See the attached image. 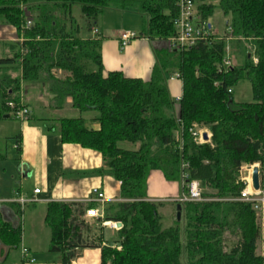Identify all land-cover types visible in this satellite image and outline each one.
Instances as JSON below:
<instances>
[{"label": "trees", "instance_id": "1", "mask_svg": "<svg viewBox=\"0 0 264 264\" xmlns=\"http://www.w3.org/2000/svg\"><path fill=\"white\" fill-rule=\"evenodd\" d=\"M75 6L89 27L108 8L137 12L144 20L138 37L158 42L175 36L178 9L175 0H48L33 5L0 0V25L13 26L23 39L5 44L11 55L0 59V120L10 115L7 103L21 91L49 95L52 111L63 110L72 99L80 116L42 118L46 131L57 129L63 144L99 153L106 172L121 183V201L109 204L105 216V221L123 225L117 241L121 249H102V264H264V256L256 254V214L251 204L233 200L244 189L243 166L260 165L264 191V0H219L217 7L202 3L201 20L208 22L221 11L229 38L202 41L181 52L156 49L157 64L146 81L104 71L102 42L80 37ZM29 19L33 25L27 28ZM228 46L235 62L226 69ZM173 72L183 82L179 102L168 89ZM243 81L252 86V103H236L229 93ZM85 113L92 114L89 121L99 130L88 126ZM194 125L209 128L210 143L195 142ZM153 171L168 182H180L183 194L190 182H199L205 201L174 203L181 207V220L164 229L163 203L147 195ZM85 209L72 216L67 205L48 206L49 251L61 253L62 264H71L80 245H96L82 243L77 234L86 223ZM21 241V227L5 221L0 211V263Z\"/></svg>", "mask_w": 264, "mask_h": 264}, {"label": "crops", "instance_id": "2", "mask_svg": "<svg viewBox=\"0 0 264 264\" xmlns=\"http://www.w3.org/2000/svg\"><path fill=\"white\" fill-rule=\"evenodd\" d=\"M194 1L197 10L202 3H205L203 0L197 6V0ZM27 3L29 4L28 0ZM206 3L218 6L219 0H207ZM219 13L223 14L221 11H217L211 18L215 21L214 24L208 23L213 31L219 26L217 19ZM114 20L117 23H113ZM223 21L229 31L225 17H223ZM97 25L96 28H90L91 36L88 38L102 42L104 71L106 73L122 72L129 78L149 80L157 64L155 51L166 48L165 42L138 37L132 40L125 49L120 48L122 33L131 32L140 36L144 25L143 17L134 11L108 8L100 16L95 26ZM93 29L97 30V33H94ZM213 34L217 37L228 35L221 36L217 32ZM22 41L23 39L19 36L16 28L5 24L0 25V47L8 57L11 53L5 44L22 43ZM171 74L168 75V89L171 97L178 102L183 95V82L182 80H169ZM50 98L49 95H43L33 89L24 94V100L31 112V117L26 123L19 121L20 125L13 128L15 137L19 136L20 151L18 159L15 161L16 170L20 175L19 184L17 187L7 188V184L3 183L0 176V211L2 216L5 221L20 226L22 229V241L19 249L8 257L12 264H62V254L49 251L51 230L45 222L49 204L67 205L72 216L82 206L86 207L85 212L89 209L88 206H91V208L104 211L106 216L107 206L121 201V183L109 172H106L104 161L99 153L76 144H63L57 129L46 131L44 126L46 123L42 121V118L80 116V113L71 107L72 99H67V105L63 110L52 111L49 109ZM91 116V113L84 114L88 126L99 130L98 124L89 121ZM11 117L9 115V118ZM16 146L17 143L15 148ZM0 154L2 153L0 152ZM0 173L7 175V168H1ZM147 184V195L150 201L170 205L175 208V211L177 210L175 202L168 201L175 200L183 194L180 182H168L160 171H153ZM94 189H98L104 194L105 201L103 203L87 202L93 197ZM35 190H40V193L35 194ZM20 197L35 198L36 202L24 207L18 203L3 202ZM169 212L174 215V212ZM85 220L84 225L77 226V234L81 236L80 241L83 243V241L89 242L92 239H97L93 242L98 247L96 245L85 247L80 245L74 250L75 256L71 264H102V249L110 246L121 247L117 244L119 232L104 227L95 219L85 218ZM96 225L102 227L100 233L87 227ZM107 230L112 233L110 238L106 235ZM23 250L28 252L27 257H24ZM7 260L0 264H6Z\"/></svg>", "mask_w": 264, "mask_h": 264}, {"label": "built area", "instance_id": "3", "mask_svg": "<svg viewBox=\"0 0 264 264\" xmlns=\"http://www.w3.org/2000/svg\"><path fill=\"white\" fill-rule=\"evenodd\" d=\"M176 7L178 9V15L176 19L174 20V26L176 29L175 36L168 38L165 41L166 48L170 51H185L188 49H191L192 47L196 46L199 42L202 41H211L212 39L220 40L221 37H217L213 34V30L211 26L208 24V22H203L201 20V17L198 13V10L195 7V1L194 0H175ZM33 25L32 19H29L26 27L30 28ZM94 33H97V30L93 29ZM231 35V30H229V36ZM138 36L135 33L131 32H125L121 34L120 37V48L125 49L129 43L137 39ZM228 40V39H227ZM255 63L257 62V59H254ZM234 64V58L232 57V52L230 47H226V56L223 61V67L224 68H232ZM169 80H181V76L179 73H172L169 77ZM233 91L229 89V93H232ZM14 100H11L7 103V107L10 110V115L22 122L26 123L29 121L31 117V112L29 108L26 106L25 100H24V93L23 91L19 92L17 95H15ZM181 99L178 100V102ZM192 135L195 139V142L197 144H205L210 143L211 141V132L207 130L206 127H199L198 125H194L193 130L191 131ZM207 135L208 139H204V135ZM257 164L255 165H248L243 166L240 170V176H241V182L244 185V189L240 192V196L237 199H233L237 202H244L247 204H251L253 211L256 214V223L259 227L260 231V238L258 242L261 243V245L264 247V191L262 188L260 190L256 191L253 188V182H252V175L253 170L256 168ZM186 167V166H184ZM259 169V168H258ZM185 180V176L183 178ZM188 193L182 194L180 197H178L175 200H169L168 202H175V203H198L203 202L205 199L202 197L203 189L199 182L192 181L187 185ZM40 190H35V194H39ZM92 198L87 201L88 203H91L93 201H97L100 203H103L105 201V196L103 193H101L98 189H94L92 191ZM3 202H10V203H18L22 207L26 206L27 204L36 202L35 198L32 199H25V198H18L15 200H9V201H3ZM85 218H91L95 219L96 221H99L101 225L104 227H108L111 230L119 231L122 226L119 228L120 222H114V221H105V212L99 211V209L96 208H89L86 210L83 219ZM86 221V220H85ZM122 224V223H121ZM257 242V246H258ZM118 249H121V247H117ZM24 257H27L28 252L22 251ZM26 262V261H25ZM33 262V261H32Z\"/></svg>", "mask_w": 264, "mask_h": 264}, {"label": "rangeland", "instance_id": "4", "mask_svg": "<svg viewBox=\"0 0 264 264\" xmlns=\"http://www.w3.org/2000/svg\"><path fill=\"white\" fill-rule=\"evenodd\" d=\"M47 1L48 0H28L29 4L45 3ZM202 1L203 0H197V6H199V4H201ZM204 1L207 2V0H204ZM208 1H210V0H208ZM218 5H219V3H218ZM217 11H219V10H217ZM72 13H73L74 20H76V23L80 27V37H83V38L90 37L91 36V32H90L91 27L88 26L86 19L81 14L80 7L75 6L72 10ZM128 17H133V16H128ZM223 17L224 16L221 13L217 14L219 26L216 28V30L214 29V31H213V33L217 32L221 36L224 34H229V31H227L226 23H225V21H223ZM211 18L208 19V23L214 24L215 21L211 20ZM112 22L117 23L116 20H114ZM125 22L127 23V21H125ZM93 27L96 28V27H98V25L93 26ZM7 57L8 56L6 55L4 50L0 47V59L7 58ZM234 62H235V59H234ZM173 73H176V72H173ZM233 99L236 103H241V104L252 103L254 101V95H253V90H252L251 84L247 81H243V82H240L239 84H237L233 88ZM19 125H20V122L18 120L14 119L13 117L0 120V152L2 153L1 155L3 157L0 160V170H1V168H7V172H8L7 175H1V173H0V176L2 177L3 183L7 184V188H9V187L11 188L14 186L17 187V185L19 184L20 175H19L18 171L16 170V162H15L18 159V152L15 148L16 142H15V135L13 132L14 131L13 128L15 126H19ZM208 130H209V128H208ZM127 147L131 148V145H127ZM256 167L259 168V170H261V167L259 164H257ZM174 209L175 208L170 206V205H162L159 207V213H160V216L162 218V225H163L164 229H166L170 226H174L175 223L178 221L177 220V214H176V211ZM169 211L174 212V215ZM87 227L93 228L92 230L98 231L97 233H100V228H102L100 225H96L94 227H90V226H87ZM180 228H181L182 241H183V239H184L183 238L184 237V234H183L184 233V223H183V221L180 222ZM106 235L108 238H110L112 236V233L107 230ZM94 240H97V239H92V242ZM256 254L258 256H264V247L261 245L260 242H258ZM6 264H12V261L10 258L7 260Z\"/></svg>", "mask_w": 264, "mask_h": 264}, {"label": "water", "instance_id": "5", "mask_svg": "<svg viewBox=\"0 0 264 264\" xmlns=\"http://www.w3.org/2000/svg\"><path fill=\"white\" fill-rule=\"evenodd\" d=\"M249 58H250V55H249ZM4 118L5 119H8L9 118V115L5 116ZM204 139L205 140L208 139V137H207L206 134L204 135ZM252 182H253V188H254V190H256V191L260 190V188H261L260 171H259V169L257 167L253 170ZM180 209H181V207L178 206L177 207V210H178V212H177V220L178 221L181 220V212H180ZM118 226L120 228L122 226V224L119 223Z\"/></svg>", "mask_w": 264, "mask_h": 264}, {"label": "bare ground", "instance_id": "6", "mask_svg": "<svg viewBox=\"0 0 264 264\" xmlns=\"http://www.w3.org/2000/svg\"><path fill=\"white\" fill-rule=\"evenodd\" d=\"M260 171V170H259Z\"/></svg>", "mask_w": 264, "mask_h": 264}]
</instances>
